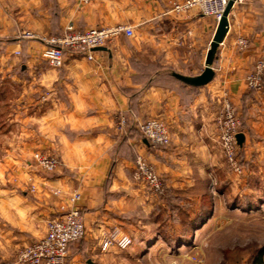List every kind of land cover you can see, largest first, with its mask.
<instances>
[{"label": "crops", "instance_id": "obj_1", "mask_svg": "<svg viewBox=\"0 0 264 264\" xmlns=\"http://www.w3.org/2000/svg\"><path fill=\"white\" fill-rule=\"evenodd\" d=\"M181 1L90 0L79 6L76 0H0V103L9 113L0 128H8L17 106L29 116H16L9 129L23 131L29 121L24 144L61 162L45 172L33 153L18 152L0 166V264H20L19 252L46 235L48 220L60 213L56 191L82 195L77 207L86 233L70 245L68 264H107L118 253L103 250L102 241L115 228L158 241L168 225L189 222L208 201L214 209V187L232 189L216 125L225 98L241 119L239 150L252 168L255 149L264 146V77L259 91L248 88L247 77L264 58V0L234 5L212 65L214 79L202 87L176 76L202 74L219 22L199 9L175 13L172 4ZM69 25L77 31L122 25L135 36L113 39L93 61L67 50L60 69L40 57L39 41L18 37L23 31L61 36ZM18 51L21 58L13 56ZM121 116L127 120L122 133ZM152 119L167 124L169 146L141 134V124ZM138 155L161 176L166 198L133 180ZM170 208L174 223L167 220Z\"/></svg>", "mask_w": 264, "mask_h": 264}, {"label": "built area", "instance_id": "obj_2", "mask_svg": "<svg viewBox=\"0 0 264 264\" xmlns=\"http://www.w3.org/2000/svg\"><path fill=\"white\" fill-rule=\"evenodd\" d=\"M77 1L79 5L90 2V0ZM230 1L184 0L174 2L172 10L175 13H187L193 9H199L203 15L213 17L219 22ZM242 2L243 0H235L234 5ZM123 34L129 38L135 36L132 28L122 25L111 28H92L85 31H77L73 25H69L61 36H39L26 31L23 32L20 38L39 41L43 45L42 58L51 67L60 69L64 65V54L67 50L81 52L88 60L93 61L95 59L94 53L97 50L105 47L113 39ZM247 45V40L242 39L239 41L241 48H245ZM263 77L264 58L259 60L254 73L247 77L248 88L256 91L261 90L263 88ZM126 125V118L121 116L118 129L122 131L126 128ZM216 125L219 132V144L230 170L235 174H241L243 168L239 158L240 146L237 140L238 135L242 134L241 123L234 105L228 98L224 99L223 109L216 119ZM140 132L144 138L153 144L169 146L171 143L168 126L161 120H147L141 124ZM34 159L42 169L48 172H54L61 164L57 157L43 152L35 153ZM133 178L145 184L154 195H161L165 191L162 178L143 156L138 155L134 162ZM60 193V191H56L55 195L59 196ZM81 198L82 195L79 191L73 192L68 197L60 207L59 215L48 220L46 235L19 252L18 260L20 264H67L70 245L82 240L86 233L82 212L77 207ZM132 243L131 237L121 234L118 229H114L109 235L104 236L102 249L107 250L112 245H116L120 249H127Z\"/></svg>", "mask_w": 264, "mask_h": 264}, {"label": "rangeland", "instance_id": "obj_3", "mask_svg": "<svg viewBox=\"0 0 264 264\" xmlns=\"http://www.w3.org/2000/svg\"><path fill=\"white\" fill-rule=\"evenodd\" d=\"M23 32L19 34V38ZM13 54H15L13 56L18 58L22 57L20 51ZM40 57L42 58V52ZM3 106L4 105L0 103V125L4 123L2 120L6 118V115H9L7 112L8 109L4 111ZM4 112H6V114ZM10 113L11 119H6L5 122L6 128H8H0V166L5 163H10L9 161L12 158L14 159V155L18 154V152H21V154L22 152H26L27 155L33 153V159L35 153H37L33 152L29 146L24 144L23 139H21L22 135L27 133L25 129H30L31 127L30 123H28L29 121H25L26 125H23V131L21 130V127L19 130L9 129L10 125H14V118L16 116H21L26 119L29 114L27 112L18 113L17 106L15 105H13V110H11ZM237 116L241 123L238 112ZM17 123L19 122L17 121ZM6 130L7 133H4ZM124 130L119 131L122 133ZM24 137L25 135H23V138ZM255 150L257 153L254 156L252 161L253 166L250 169L247 166L248 162L245 160L244 153L242 154L239 150V158L243 168L241 174L233 173L226 162L230 179L225 180H228L229 183H227L228 185H231L232 189L227 191L225 185L223 188L217 185L214 187V209H211V201H208L207 205L212 213L205 224L191 232L187 231L186 224H182L180 227L175 224L168 225L166 233L163 234L158 241H143L140 240V238L127 235L121 228H115L118 229L121 234L131 237L133 243L127 249H120L116 245L110 246L107 250L114 248L117 250L118 255L112 256V258L106 263L254 264L258 250L264 246V146L259 148V150ZM48 155L55 156L59 159L56 155ZM5 159L7 161H5ZM12 162L13 161H11V163ZM35 164L42 169L36 161ZM42 170L48 172L44 169ZM134 181L141 183L136 180ZM141 184L145 186V184ZM145 188L147 187L145 186ZM32 190H35L34 186H32ZM61 194L62 192L57 196L62 199L63 204L70 195L65 197ZM166 195L167 194L163 193L162 195L156 196H160L164 199L166 198ZM169 212L172 214V220L175 221L173 208L167 210V220L170 223H174L168 218ZM179 220L183 221V223L187 221V219L183 220V218H179Z\"/></svg>", "mask_w": 264, "mask_h": 264}, {"label": "water", "instance_id": "obj_4", "mask_svg": "<svg viewBox=\"0 0 264 264\" xmlns=\"http://www.w3.org/2000/svg\"><path fill=\"white\" fill-rule=\"evenodd\" d=\"M234 1L235 0H231L229 2L225 13L223 14L221 20L219 21L217 31L212 40V43H211V46H210V49L207 55L205 69L202 72V74L196 77H185V76L177 75L176 77L179 80H181L182 82L190 86L202 87V86L209 84L214 79L215 73H214L212 65L214 63L217 50L220 44L224 41V38L228 32L229 14L234 5ZM237 140H238L239 146H241L244 141V134H239L237 137Z\"/></svg>", "mask_w": 264, "mask_h": 264}, {"label": "trees", "instance_id": "obj_5", "mask_svg": "<svg viewBox=\"0 0 264 264\" xmlns=\"http://www.w3.org/2000/svg\"><path fill=\"white\" fill-rule=\"evenodd\" d=\"M211 213L212 212L208 208V205L206 207L204 206L203 211H201L199 215H197L189 222H184V224H186L187 226V231H194L195 229H198L200 226L205 224ZM254 264H264V246L260 250H258L257 255L255 256Z\"/></svg>", "mask_w": 264, "mask_h": 264}]
</instances>
